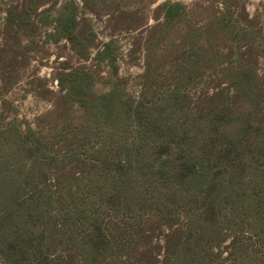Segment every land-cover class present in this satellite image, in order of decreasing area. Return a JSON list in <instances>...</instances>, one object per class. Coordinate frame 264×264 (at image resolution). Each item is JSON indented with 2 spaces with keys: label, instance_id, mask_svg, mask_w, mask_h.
I'll use <instances>...</instances> for the list:
<instances>
[{
  "label": "rangeland",
  "instance_id": "1",
  "mask_svg": "<svg viewBox=\"0 0 264 264\" xmlns=\"http://www.w3.org/2000/svg\"><path fill=\"white\" fill-rule=\"evenodd\" d=\"M166 2L186 10L158 42ZM25 7L9 25V10ZM70 14L76 43L54 29ZM214 16L240 20L220 62L235 67L247 43L263 52L264 0H0V264H57L53 229L84 252L74 264H101L86 250H101V226L116 224L128 233L114 264H138L128 250L165 235L177 253L156 264H264V135L241 121L248 102L223 115L200 102L216 91L217 53L204 46ZM203 52L213 61L197 63ZM257 70L264 77V58ZM237 87L221 86L225 100L247 96Z\"/></svg>",
  "mask_w": 264,
  "mask_h": 264
},
{
  "label": "trees",
  "instance_id": "2",
  "mask_svg": "<svg viewBox=\"0 0 264 264\" xmlns=\"http://www.w3.org/2000/svg\"><path fill=\"white\" fill-rule=\"evenodd\" d=\"M34 1V0H33ZM32 0H25V4H31L33 2ZM40 5V4H39ZM28 8V7H27ZM26 7L24 8L23 11H20L18 13H14V8L13 10L10 9L8 12V23L9 25L12 24L13 22H16V25H20L22 21L28 18L27 14V9ZM162 11H163V23L161 25V31L159 41L162 42L165 40L167 36V28L171 31L172 29L177 27V21L179 17L185 12L186 6L180 2H166L162 6ZM242 11L245 15V19L250 20V16L246 11L245 6L242 7ZM221 14V13H220ZM222 14H225L222 12ZM240 24V20H236L235 22L233 20H229L227 16H214L212 19L207 23L205 34L207 37V41L204 46L208 45L207 43H211V49H213L214 53H217V56L215 57L216 61L219 62L215 66V72H216V78H215V86H216V91L211 95L207 96L205 98H202L200 102L205 101V103L212 104V102H215V106H210V108H207L209 111L212 109L216 114L223 115L224 112L222 107L228 108L230 106L232 107H241L242 101L247 104L248 102V112L247 115H245L244 121L240 118L242 116V113L240 111L236 113H232L231 116L237 115L243 122L245 123H251V124H256L258 127V131L260 130L261 134L264 135V117L263 115L261 116L260 111L257 110V106L262 103V98H263V90H264V77L261 76L257 70V66L259 63V60L261 58H264V50L263 52H257L256 48L253 46L252 43H247L244 45L245 51L240 54L239 60L237 61V64L235 67L230 66L226 64L225 62H220L221 58L218 56L219 55V50H222L223 47L225 46V43L229 41V37L233 33L234 29L238 27ZM242 24V23H241ZM78 22L76 21V18L70 14L68 17H63L60 15L57 20L56 24L54 26L55 32L58 33V40L59 39H65L69 43L75 42L76 40H80L81 37L83 36L82 31L77 30ZM239 36L238 42H241L243 40H247L246 38V33L245 31L242 30V32H237ZM212 41V42H211ZM249 41V40H248ZM250 42V41H249ZM152 47L147 48L146 52V66L147 69L145 71V81L148 80V76L150 74V69L152 66V60L156 58V52L154 53L152 51ZM202 52V50H201ZM206 52H203V56H200V59L198 58L196 60L197 63H200L202 59L204 61H213L212 59H209L207 55L205 54ZM204 63V62H203ZM188 61L183 60L181 64L178 66V69H180L182 72H187V69H191L189 67ZM72 74H61V76H71ZM78 75V73H77ZM59 76V81H61L62 77ZM78 76H83V74H80ZM235 83L237 84V89L240 91H244L247 96H241L240 94H236L235 96L229 97L228 100H225V95H224V89L221 88V86L224 83ZM238 91V93H239ZM217 99V100H216ZM218 105V106H216ZM212 107V108H211ZM240 109V108H239ZM201 110V109H200ZM199 110V111H200ZM226 110V109H225ZM201 112V111H200ZM262 117V119L260 118ZM226 116H223L221 118V121H223L222 128L224 130V135L225 137H228V135H231L230 132L228 131L229 128V123L228 119H225ZM242 125V124H241ZM240 125L237 126L236 128V133H234L233 138H238L240 141L242 140V136L237 133V130H240V133L246 132V127H242ZM243 134V133H242ZM257 139L264 145V136H258ZM226 149V148H225ZM224 149V150H225ZM219 152H224L219 150ZM56 229V228H55ZM127 228L122 229L120 228L119 225H113L112 227L106 228L101 226V250L98 248V246L95 245H90L89 250H86L90 252L89 254L94 255L95 257H98L101 252V264L102 261H108L110 264H114L117 259L118 255V249H116L117 245L113 244L115 240H119L120 238L127 239V236H125L128 232L126 231ZM100 230V229H99ZM175 232V230H173ZM51 236L60 239L61 243L64 245V254L61 256L62 258H57L58 263L62 262L63 264H74L75 260L77 259L78 253H81L84 255V252L75 250L71 247V241L68 239H65L63 236L57 235L56 230H51ZM94 239V235L96 236V239H100L99 237V232H96V230L91 233ZM122 236V237H121ZM137 237L141 238L143 237V233L138 232ZM165 238V239H164ZM163 238L164 240V245H161L159 243H156L153 245V243L148 246L142 247V249H138L134 247L130 248L131 253L129 254V257H132L133 255L135 256V261L142 263L143 264H156L160 262L158 256L163 255L164 258H173L176 253H177V248H173L170 250L168 246V241L170 236L165 235ZM93 239L91 241H93ZM134 239L128 238L129 244H132ZM31 251L33 252L34 249ZM168 260V259H167ZM165 260H163L161 263L162 264H168ZM57 263V264H58ZM138 263V264H139Z\"/></svg>",
  "mask_w": 264,
  "mask_h": 264
}]
</instances>
